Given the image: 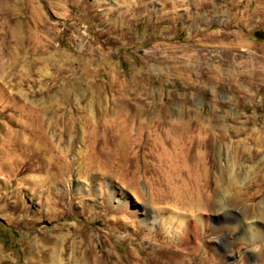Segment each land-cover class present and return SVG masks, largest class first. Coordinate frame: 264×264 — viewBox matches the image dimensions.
Wrapping results in <instances>:
<instances>
[{"label": "rangeland", "instance_id": "374dc122", "mask_svg": "<svg viewBox=\"0 0 264 264\" xmlns=\"http://www.w3.org/2000/svg\"><path fill=\"white\" fill-rule=\"evenodd\" d=\"M23 1L0 0V147L9 164L26 165L19 173H0V196L7 194L0 204L21 205L0 213V247L11 255L0 264L27 263L22 247L31 237L43 248L57 240L68 256L94 243L104 250L102 236L111 231L113 252L121 254L149 258L163 255L162 244L179 243L189 264H200L204 252L215 264H264V240L246 236L251 224L264 233V141L259 142L264 139V0H32L40 18L29 21ZM52 1L58 2L54 8ZM4 2L10 10L2 9ZM22 19L36 26V43L19 28ZM203 35L207 40L201 46ZM236 37L244 45L235 43ZM101 56L111 60L115 76L105 74ZM82 58L89 60L91 73L80 72ZM27 108L42 110L39 125L48 146L29 130ZM121 122L130 139L136 185L123 187L120 177L94 170L77 175L90 153L103 160L113 156V124ZM182 124L206 143L209 134L203 129L213 128L211 145L188 143V137L179 144L189 146L190 157H205L209 177L202 187L220 199L221 210L213 222L217 230L202 229V218L214 211L201 209L195 215L203 232L188 241L164 242L147 231L159 229L164 219L175 225L190 216L174 201L158 200L188 177L184 170L173 171L179 145L172 141V128ZM91 129L96 131L93 143L85 137ZM49 155L69 162V169L52 182H46L43 169ZM231 172L237 181L224 194ZM74 173L90 189L74 193L66 187L65 202L51 206L48 190H63ZM108 182L127 193L129 211L145 203L157 213L151 227L137 226L135 220L115 225L103 215L102 199L89 192L94 186L107 190ZM29 193L35 202L27 199ZM76 225L88 230L93 241L82 240ZM171 228L163 230L171 236Z\"/></svg>", "mask_w": 264, "mask_h": 264}, {"label": "bare ground", "instance_id": "6f19581e", "mask_svg": "<svg viewBox=\"0 0 264 264\" xmlns=\"http://www.w3.org/2000/svg\"><path fill=\"white\" fill-rule=\"evenodd\" d=\"M23 2L25 3V7H26L27 11L30 13L29 17L31 16L30 18H28L27 21H29L31 18H33V19L34 18H40V11H39V5L38 4L33 3L32 0H24ZM50 3H51V6L53 8L58 5V2H56V1H52ZM7 5H9V6H7ZM1 7L4 10H10V4L7 2H6V4H5V2L2 3ZM35 22H36V20H35ZM28 23L26 22V20L22 19V20H19L18 26H19V28L24 30L28 39H30L32 42L36 43L38 37L34 31L35 25H33V23L32 24H28ZM120 30L123 33L122 28ZM13 31H14V29H13ZM207 33H209V32H207ZM209 34H211V32ZM217 36H219V35H217ZM39 38H41V37H39ZM215 39L216 38H214V40ZM206 40H207V37L205 35L200 37V39H199L200 45L203 46L204 44H206ZM213 43H215V41ZM235 43L244 45V40L241 37H236ZM38 45L39 44H37V47H38ZM228 48H229V46H228ZM234 49H236V48H234ZM64 52H63V54H65ZM68 56H69V54H68ZM105 56H107V55H105ZM105 56L104 57L101 56L102 58H100V61L102 63L106 64V66H107V70L105 71V74L112 72L113 73L112 76H115L117 71H116V69H114V67L111 63V60H109L108 57H105ZM61 57H63V56H61ZM88 61L89 60L87 58H82V60L80 62V65H81V71L80 72H82L83 74L91 73L88 66H87V63H89ZM255 74H257V72H255ZM250 75H251V73H250ZM124 104H123V106H124ZM27 107H28V105H27ZM29 108H31V107H29ZM28 110L30 112V113H28L29 114L28 120L31 123V125H29V130L31 131V133H33L32 135L38 137L40 141L46 142L47 146H48V138H47L46 134L43 133V130H42L43 128L41 129V126L39 125V120H40L39 115L42 113V110H40L39 108L38 109H28ZM125 120H127L126 115L123 116L122 122ZM122 122L117 123V124H113L114 147H113V150L110 152V154H112L113 156L110 157V155H108L109 157L107 156L108 158H105L103 160V159H98L97 158L98 156L94 152L90 153L85 160L84 166H82L83 168H81V170H78V172L76 173L77 175L82 174V173L84 174L90 170H94V171H98L103 177H105L106 175H109V176L115 175V176H118V178L120 177L122 179L121 183H123L122 184L123 187L125 185H127V186L128 185L129 186L136 185V184H134V183H136V180H135V175L133 173V163H131V160L128 158V152H129V148H130V139H128V136L126 135V132H125L126 126ZM42 126L44 127V125H42ZM189 126L190 125L182 124V125L175 126L172 128L175 132V135L172 136V141L174 142V144L178 143V145H179V148L175 153V158L177 159V162L179 164L176 165L175 167H173V169H174L173 171L176 174H179L180 171L184 170V171H186V174L188 175L189 179L187 176H186L187 178L185 177L186 179L185 178L181 179L180 186L178 188H175L172 193H169V195H162V196L158 197V200L164 201V202L172 200L179 207H181L185 211L190 212V216L188 215L189 217L185 218L184 220H182V219L178 220L177 223H175V225L172 224L173 222H171V223H169L168 221L164 222L166 220V219H164V221L159 223V229L152 231V232L147 231L149 233L148 235L155 236L157 238L160 237V238H162V240H164V242L170 241V240H173L176 242L177 241L181 242L182 240L188 241L192 238L197 237L199 235V232L201 229L199 230V228H198V221L196 218V216H198V215H195V214L198 210H201V209L202 210L203 209L208 210V211L209 210L214 211L213 216L210 215V217L202 218V223L204 225V228H202V229L207 230V229L213 228L214 230H217V228H218L217 225H215V223H213V222L215 221V219H214L215 216L218 217V215L220 213L221 201H220V199L211 198L210 195L206 191H204L205 189H204V187H202V183H201L202 180H205L204 185L207 186L208 181L206 182V180L209 177L208 176L209 175L208 162L206 161L205 157L200 156V155H198V156L196 155V157H190L188 154V150H187L189 146H187V148H185L184 146H186V145H184V143H183V145L179 144L180 140H182L181 138L188 137L189 138V140H187L188 143H189V141L192 140V143H197L200 146H201V144L211 145L209 141H211L213 139L212 138L213 137V128L212 127L207 128V126H205L206 129H203V131L205 130V135L209 134V138H208L209 140H208V143H206L205 141L202 140V138H200L199 133L193 134L192 130L189 128ZM95 132H96L95 129H91V130L87 131L85 137L87 138V140L89 142H92V139L95 136ZM262 134H264V132ZM260 135H261V132H260ZM263 141H264V139H259V142L263 143ZM39 146L40 145H38V143H37L36 148L40 149ZM49 148L52 150L53 147L51 144H50ZM91 148H92V146H91ZM0 149H1V151H0V153H1V155H0V173H2V174L3 173L13 174V173H17V172L19 173L22 170L26 169V165H23V162H21V161L15 163V165L13 164V166L11 164H9L8 160L5 158V156H6L5 149L3 147H0ZM50 149H48V150H50ZM42 151L40 150L39 152L43 153ZM48 160H49L47 162L48 166L43 168L47 173L46 182H52L54 179L57 180V178L64 173L63 170L69 169V162H67L60 155H56V156L49 155ZM59 161H61L60 164L58 163ZM177 166H179L180 168H178ZM131 167H132V172L130 170ZM77 175H75V173L71 174L70 183L68 185L64 186L63 190H60V189L58 190L57 186L51 187V185H50L51 188L48 190L47 196H48V201H49L48 203L51 206L52 205H60L61 202L64 201L66 190H67L66 187H68L74 193H80V192L86 193L87 190L90 189V186L88 188L86 184H84L82 181H80V179H78ZM210 179H212V178H210ZM185 180H186V182H185ZM189 180H191L193 182L192 186L190 185ZM236 181H237L236 177L232 174V172L229 173V176H228L227 181H226V185L223 188V193L226 194L227 190ZM90 183H91V181L88 182V185H90ZM53 185H55V183ZM107 185H108L107 190L104 189V190L99 191L98 187L94 186V187H92V189L90 190L91 192H89V193H91V195L95 196L97 199H102V201H101L102 205L99 207V209L103 212V215L109 216V221L111 223H113L115 225H117L118 223L120 225H125L128 223V221H134L135 220V221H138L139 225H137V226H140L141 224L146 225V226L149 225L150 227L152 226V224L156 220L157 213H155V211L151 207H149L147 204L144 203V207H142L140 209H136V210L131 212V210L129 211V208H128V205H129L128 202L129 201L127 199V193L123 190V188L114 187L113 182H112V184H111V182L110 183L108 182ZM161 193H162V191H161ZM12 194L17 195V197H18L19 193L16 190H14L12 192ZM29 194L30 195H27V199H29L30 202L32 201L31 203L35 202L33 195L31 193H29ZM6 195L7 194H5V193L1 194L0 202H2L5 199ZM97 199H95V200H97ZM141 199L143 202H145V200H143L144 198H141ZM11 206L8 207L5 204L1 203L0 204V213L3 214L4 210L9 209V208L10 209L11 208L21 209V205L18 202H16L15 204H13ZM87 210H88V207L86 205L82 207L83 214H84V211H87ZM5 215H7V214H5ZM127 215L130 216L129 217L130 220L125 219V217H127ZM135 215H136V217H135ZM200 217H202V216H200ZM22 219H23V217H22ZM199 220H201V219H199ZM166 225L168 227H172L171 228L172 229L171 236H169L163 230L164 226H166ZM173 226H175V227H173ZM75 228L74 229H75L76 233L82 238V240L93 241V238H92L93 235L90 234L88 232V230L84 229V227L82 225H76ZM250 228H251V230H250ZM250 228L246 229L248 231V232L246 231V233H247L246 236L248 238H251L250 236H256V237L262 238L264 240V233H263L262 229L260 228V226L251 224ZM111 233H112V231H111ZM111 233H105V235L102 236V238H104V241H102V242H105V243H102L103 244L102 247L104 248V250H100L99 245L97 243H94L88 249L87 248L81 249V250L78 249L79 250L78 251V250H75L76 248H74L72 253L68 256L63 255V253H62L63 252V248H62L63 246L57 240L56 241L51 240V245H49L46 248H43L37 242V240H35V238L31 237L24 242V247H22L23 253H24V255H26V259H27V263H25V264H189V262H190L189 258L185 257L183 254L180 253L182 248L180 247L179 243L177 246H167L165 244H162L164 246V248H163V246L160 247V254L162 252L163 255L158 254V255H155V256L149 257V258L148 257L144 258L140 254L132 253L131 251H129L127 254H121L119 252H113L114 248L112 249L113 245L111 244V241H112V234ZM102 238H100V236L98 237V239H102ZM239 238H243V236L240 235ZM61 243H63V242H61ZM80 245H81V242H80ZM77 246H79V245H76L75 247H77ZM215 246H217V244H215ZM32 249H36L38 251L37 255L35 254V252ZM10 256H11L10 254L5 253L3 248L0 247V263H3L4 261L9 260ZM63 256H65V257H63ZM201 256L202 257H201L200 264H215L216 263V260L207 252H204V254Z\"/></svg>", "mask_w": 264, "mask_h": 264}]
</instances>
